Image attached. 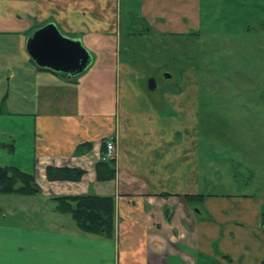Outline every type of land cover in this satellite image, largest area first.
<instances>
[{"label": "crops", "instance_id": "1", "mask_svg": "<svg viewBox=\"0 0 264 264\" xmlns=\"http://www.w3.org/2000/svg\"><path fill=\"white\" fill-rule=\"evenodd\" d=\"M125 7L123 23V0H0V34L23 45L55 24L92 54L73 78L40 68L23 51L6 72L0 115L32 127L3 136L17 143L30 131L26 162L13 165L29 171L21 170L40 192L0 193L13 198L0 199V264H263L264 65L248 79L260 93L254 102L213 97V83L225 80L211 65L229 54L226 41L260 40L264 51V0H125ZM153 33L207 41V69L192 64L177 80L168 73L161 88L121 42ZM100 162L108 163L102 179ZM49 167L84 175L51 181ZM77 195L114 200L112 239L85 234L57 212L55 197Z\"/></svg>", "mask_w": 264, "mask_h": 264}, {"label": "rangeland", "instance_id": "2", "mask_svg": "<svg viewBox=\"0 0 264 264\" xmlns=\"http://www.w3.org/2000/svg\"><path fill=\"white\" fill-rule=\"evenodd\" d=\"M126 12L127 9L125 7V0H123V23L126 19ZM28 39L24 41L25 43L22 45L21 41H19V39H17V37L13 34H0V107L3 106V99L7 95V70L15 64L16 60L22 59L20 51H23V55H25V57H28V59L30 58L27 53ZM121 42L122 44H127L128 47L138 53H134V55L129 54L131 56L130 60L145 70L150 69V72H152L153 75L155 74L157 77L158 85L161 88L167 81L165 78L166 74L169 73L171 75V79L174 78V80H177L182 74V71L190 70V66L192 64L198 65L202 71H204L207 69L208 63L210 62V57H208V55L211 52L208 51L209 53H206V50H211L208 49L211 46H207V41L204 40L192 41L187 39H177L169 36L160 37L153 33L149 38H140L136 41L122 39ZM260 42L262 41H226L227 45H229L227 47L229 48V56L224 53H222L223 55L221 56L216 55L213 60L214 64L211 65V71L214 73H212V75H215L218 79L225 80L216 84L213 83L215 88H212V90L216 92L213 97L220 98L221 101L230 100L232 97H241L254 102V98L260 95L258 89L255 88V85L250 84L248 80L255 78V70L258 64L263 63L264 65V51L261 52L258 50V44ZM238 49L241 51L239 52ZM151 69L153 70L151 71ZM148 81L149 79L146 80L147 83ZM160 87L159 90L161 89ZM10 91H12L11 98H13L14 91L13 89H10ZM210 94L211 93L207 92V90L202 89V97L205 98L208 95L210 96ZM246 105H249V103ZM249 106L255 108L253 104ZM221 107V105L216 104L217 115L221 114ZM216 121H218L217 118ZM219 124L221 127H217L216 125L217 129L222 128V123ZM251 124L254 123L252 122ZM19 126L22 128L25 126L31 128L32 121H19L16 120L15 117H5L0 115V143L8 145L5 148H0V165L2 166H14L13 162L16 160L19 161L20 159H22L23 162H26L25 156L29 152L31 146L29 143V139L31 138L29 136L31 134L30 131L26 132L27 136L25 137L21 138L18 136L17 143L9 141V135L7 137L3 136L6 131H14ZM13 147L15 148L16 153L15 151H12L11 153ZM17 168L23 170L19 167ZM9 197L10 196L0 195V199H13Z\"/></svg>", "mask_w": 264, "mask_h": 264}, {"label": "trees", "instance_id": "3", "mask_svg": "<svg viewBox=\"0 0 264 264\" xmlns=\"http://www.w3.org/2000/svg\"><path fill=\"white\" fill-rule=\"evenodd\" d=\"M107 165L108 163L106 162L98 164L97 169L99 170L100 179H102L101 169L107 170ZM83 175L84 171L81 169L47 168V177L51 181H79ZM113 175L112 171H110L108 177L110 178ZM39 192L40 187L33 175L23 172L16 167L0 165L1 194L35 196ZM54 201L57 204V212L70 215L83 233L100 236L105 239H112L114 237L115 204L112 198L77 195L55 197Z\"/></svg>", "mask_w": 264, "mask_h": 264}, {"label": "water", "instance_id": "4", "mask_svg": "<svg viewBox=\"0 0 264 264\" xmlns=\"http://www.w3.org/2000/svg\"><path fill=\"white\" fill-rule=\"evenodd\" d=\"M31 59L43 69L62 75L76 77L85 72L92 62V54L82 41L65 36L55 24L37 30L27 42ZM170 78L169 75H167ZM156 88V80H149V89Z\"/></svg>", "mask_w": 264, "mask_h": 264}, {"label": "built area", "instance_id": "5", "mask_svg": "<svg viewBox=\"0 0 264 264\" xmlns=\"http://www.w3.org/2000/svg\"><path fill=\"white\" fill-rule=\"evenodd\" d=\"M116 157V148L112 142L107 143V154L106 158L108 160H113Z\"/></svg>", "mask_w": 264, "mask_h": 264}]
</instances>
